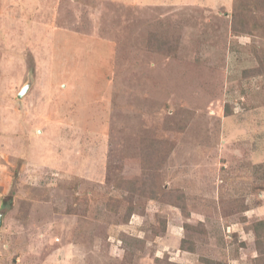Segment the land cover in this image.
I'll return each instance as SVG.
<instances>
[{
  "label": "rangeland",
  "instance_id": "rangeland-1",
  "mask_svg": "<svg viewBox=\"0 0 264 264\" xmlns=\"http://www.w3.org/2000/svg\"><path fill=\"white\" fill-rule=\"evenodd\" d=\"M7 203L0 264H264V0H0Z\"/></svg>",
  "mask_w": 264,
  "mask_h": 264
},
{
  "label": "trees",
  "instance_id": "trees-1",
  "mask_svg": "<svg viewBox=\"0 0 264 264\" xmlns=\"http://www.w3.org/2000/svg\"><path fill=\"white\" fill-rule=\"evenodd\" d=\"M243 23V22H242ZM151 40H156V41H159V39L158 38H156V36H154V35H152V37H151ZM164 45H170V43H165ZM164 45H161V46H164ZM161 46H157V43L153 46L154 48L156 47V48H159V47H161ZM146 177V176H145ZM125 183H126V185L131 189V190H129V193H130V198H132L134 195H138V194H140V193H144V184H146V181H144V179L143 180H140V181H137V182H135V181H125ZM143 195H146V194H143ZM181 197H182V199L183 200H186L185 199V197H184V195L182 194L181 195ZM187 208V206H186V204H183V209H186ZM131 215V214H130ZM130 215H126L127 216V218L130 216ZM260 225H264V223L263 222H259V223H257V225H256V229H258L259 227H260ZM257 234V237H260L261 235H262V232H257L256 233Z\"/></svg>",
  "mask_w": 264,
  "mask_h": 264
},
{
  "label": "water",
  "instance_id": "water-1",
  "mask_svg": "<svg viewBox=\"0 0 264 264\" xmlns=\"http://www.w3.org/2000/svg\"><path fill=\"white\" fill-rule=\"evenodd\" d=\"M31 85H32V78H29V80L26 82V84L20 90L18 97L24 96L30 90ZM9 207H10V204L7 203L0 209V226H2V224H3L4 214Z\"/></svg>",
  "mask_w": 264,
  "mask_h": 264
}]
</instances>
